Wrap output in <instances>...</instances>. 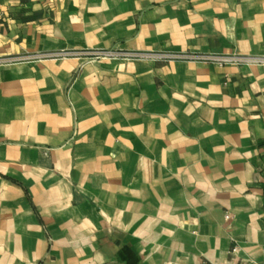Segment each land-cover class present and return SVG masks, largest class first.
I'll return each mask as SVG.
<instances>
[{"label":"crops","instance_id":"0c3cea01","mask_svg":"<svg viewBox=\"0 0 264 264\" xmlns=\"http://www.w3.org/2000/svg\"><path fill=\"white\" fill-rule=\"evenodd\" d=\"M252 58L264 0H0V264H264Z\"/></svg>","mask_w":264,"mask_h":264},{"label":"built area","instance_id":"2783aa9c","mask_svg":"<svg viewBox=\"0 0 264 264\" xmlns=\"http://www.w3.org/2000/svg\"><path fill=\"white\" fill-rule=\"evenodd\" d=\"M116 54L114 51H97L90 54L92 59H101V58H111L115 57ZM129 58L138 59L141 56L139 54H130L127 56ZM157 60L160 61H173V60H194L202 61L207 63L218 64L220 66L225 65H236L239 64L242 60L237 57H218V56H192V55H170V54H158L154 56ZM247 62L252 64L264 65V58H252L247 60Z\"/></svg>","mask_w":264,"mask_h":264}]
</instances>
